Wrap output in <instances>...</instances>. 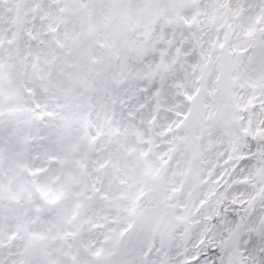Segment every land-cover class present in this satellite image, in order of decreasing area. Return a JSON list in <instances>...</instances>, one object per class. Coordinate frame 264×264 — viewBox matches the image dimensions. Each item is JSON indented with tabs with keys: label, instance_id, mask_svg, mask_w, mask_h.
Returning a JSON list of instances; mask_svg holds the SVG:
<instances>
[{
	"label": "snow or ice",
	"instance_id": "snow-or-ice-1",
	"mask_svg": "<svg viewBox=\"0 0 264 264\" xmlns=\"http://www.w3.org/2000/svg\"><path fill=\"white\" fill-rule=\"evenodd\" d=\"M0 264H264V0H0Z\"/></svg>",
	"mask_w": 264,
	"mask_h": 264
}]
</instances>
